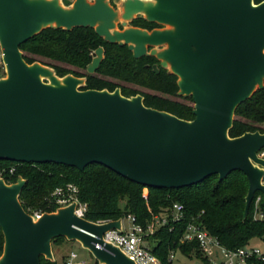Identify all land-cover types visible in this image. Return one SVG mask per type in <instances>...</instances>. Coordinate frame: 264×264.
Segmentation results:
<instances>
[{
	"label": "water",
	"instance_id": "water-1",
	"mask_svg": "<svg viewBox=\"0 0 264 264\" xmlns=\"http://www.w3.org/2000/svg\"><path fill=\"white\" fill-rule=\"evenodd\" d=\"M122 17L144 18L170 28L114 30L117 11L107 0H0V43L6 77H0V160L55 163L83 170L101 165L152 188H181L211 175L241 171L247 178L243 218L260 185L264 132L230 137L235 108L264 86V0H122ZM133 19V18H132ZM91 26L110 42L127 44L134 57L156 56L179 76V93L191 95L194 118L185 120L147 107L141 95L117 88L80 89L73 75L59 77L39 62H25L20 45L45 27ZM165 45L157 51L156 46ZM150 48V50H148ZM88 66L103 56L97 48ZM49 78L50 82L42 81ZM25 180L0 178V264H40L54 260L51 240L81 243L99 264H136L119 247L103 244L105 231L121 218L97 223L75 214L76 202L33 217L18 195ZM97 244V245H96ZM113 251L111 256L102 250Z\"/></svg>",
	"mask_w": 264,
	"mask_h": 264
},
{
	"label": "trees",
	"instance_id": "trees-1",
	"mask_svg": "<svg viewBox=\"0 0 264 264\" xmlns=\"http://www.w3.org/2000/svg\"><path fill=\"white\" fill-rule=\"evenodd\" d=\"M261 1L254 0L255 3ZM130 24L148 31L161 27L141 16L131 19ZM99 47L103 49V56L95 70L89 72L88 66ZM20 50L28 64L39 62L52 68L59 77L70 74L83 78L80 89L113 91L118 88L126 97L141 95L147 107L185 120L194 118L192 96L179 93L178 77L163 67L156 56L134 57L127 44L107 41L91 26L45 27L23 42ZM254 131L264 132V86L235 108L228 135L237 137ZM19 177L25 183L18 199L29 214L55 212L59 205L54 192L58 188L65 189L68 184L77 188V199L86 204L84 217L93 222L117 220L133 214L136 221L145 226L152 214L168 210L174 202L182 203L185 208L182 221L159 227L146 237L161 264H172L169 259L172 252L179 251L188 258L200 256L196 243L180 242L191 220L199 221L229 248L249 244L252 239L264 235V219H253L252 204L243 218L248 181L238 170L221 180L214 174L194 185L158 189L129 181L98 164H89L79 170L63 164L0 160V178L5 183H15ZM143 188L148 189L146 197ZM260 194V209L264 215V194ZM63 239V236L54 237L52 245ZM3 246L0 227V255ZM39 259L40 264H57L56 260L51 261L43 255Z\"/></svg>",
	"mask_w": 264,
	"mask_h": 264
},
{
	"label": "built area",
	"instance_id": "built-area-1",
	"mask_svg": "<svg viewBox=\"0 0 264 264\" xmlns=\"http://www.w3.org/2000/svg\"><path fill=\"white\" fill-rule=\"evenodd\" d=\"M5 67L4 53L0 43V70L4 73ZM257 156L264 159V147L257 152ZM262 167L263 175L260 179V185L264 188V166ZM76 191L77 188L74 185L68 184L65 189H56L54 194L58 196L56 201L59 207L75 201V214L79 217H84L86 204L77 199ZM260 193L262 192L256 191L251 201L254 220L264 219L260 209ZM184 212V205L180 202H174L168 210L154 214L145 226L138 223L133 214H126L121 218L120 229L112 228L103 233V244L111 243L119 247L136 264H161L158 256L147 245L146 237L153 234L159 227L171 226L173 223L182 221ZM41 214L34 212L31 215L37 218ZM102 222L104 221H98L97 223ZM257 239L262 240L264 243V235ZM180 242L196 243L200 256L194 258L198 261V264H256L257 262L264 264V244L263 246H257L249 243L236 248L226 247L217 237L209 233L199 221L191 220L186 224ZM101 248L109 255H114L113 251L104 245ZM174 254L175 252H172L169 259H173ZM76 258L77 254L70 251L65 257L64 264H78L75 261Z\"/></svg>",
	"mask_w": 264,
	"mask_h": 264
},
{
	"label": "rangeland",
	"instance_id": "rangeland-1",
	"mask_svg": "<svg viewBox=\"0 0 264 264\" xmlns=\"http://www.w3.org/2000/svg\"><path fill=\"white\" fill-rule=\"evenodd\" d=\"M108 4L114 8V10L117 11V18L114 21V30L117 31H124L125 29H129L131 27H133L130 24V20L132 18L141 16V17H145L142 14H133L131 18H123L122 17V13H123V2L122 0H107ZM64 3H70L72 2V0H63ZM161 29H166V28H170L169 25H165L162 24ZM165 45H160V46H156L157 51L161 50L162 48H164ZM167 68H170V65L167 63ZM0 76L2 78L6 77V74L0 70ZM179 80H181V78L179 76H177ZM42 81L44 82H50L49 78H42ZM81 85L84 84V80L80 81ZM143 194L146 197L148 195V189L147 188H143ZM154 214H152L153 216ZM151 216V218H152ZM150 218V220H151ZM149 220V221H150ZM125 225L127 226V222L125 221ZM64 237V236H63ZM251 244L253 245H257V246H263V241L262 240H258V239H252L251 240ZM51 251L54 255V260H56L57 264H64V260L66 255L70 252L73 251L77 254V258H76V263L78 264H94V263H100V261L86 248H84L80 242L73 240V239H68L67 237H65V239L59 241L58 243H55L52 245L51 242ZM147 245L149 246L150 244L147 242ZM172 264H198V261L191 257L188 258L186 256H184L183 254H181L179 251L175 252L174 257L172 259Z\"/></svg>",
	"mask_w": 264,
	"mask_h": 264
},
{
	"label": "bare ground",
	"instance_id": "bare-ground-1",
	"mask_svg": "<svg viewBox=\"0 0 264 264\" xmlns=\"http://www.w3.org/2000/svg\"><path fill=\"white\" fill-rule=\"evenodd\" d=\"M144 1H145V3L148 2V1L153 2V0H144ZM148 3H149V2H148ZM150 12H151V11L145 7V9H143V11H142V14H143V15H148Z\"/></svg>",
	"mask_w": 264,
	"mask_h": 264
},
{
	"label": "crops",
	"instance_id": "crops-1",
	"mask_svg": "<svg viewBox=\"0 0 264 264\" xmlns=\"http://www.w3.org/2000/svg\"><path fill=\"white\" fill-rule=\"evenodd\" d=\"M72 1H73V0H72ZM70 3H71V2H70ZM70 3H68V4H70ZM63 4H64V5H68V4H65L64 2H63ZM53 257H54V255H53Z\"/></svg>",
	"mask_w": 264,
	"mask_h": 264
},
{
	"label": "flooded vegetation",
	"instance_id": "flooded-vegetation-1",
	"mask_svg": "<svg viewBox=\"0 0 264 264\" xmlns=\"http://www.w3.org/2000/svg\"><path fill=\"white\" fill-rule=\"evenodd\" d=\"M148 50H150V48H148Z\"/></svg>",
	"mask_w": 264,
	"mask_h": 264
}]
</instances>
